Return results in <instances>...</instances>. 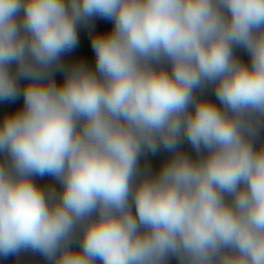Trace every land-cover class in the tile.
Listing matches in <instances>:
<instances>
[{"label": "clouds", "instance_id": "9594fccd", "mask_svg": "<svg viewBox=\"0 0 264 264\" xmlns=\"http://www.w3.org/2000/svg\"><path fill=\"white\" fill-rule=\"evenodd\" d=\"M96 17L95 66L65 64ZM21 96L0 122V258L264 264V0H0V101Z\"/></svg>", "mask_w": 264, "mask_h": 264}, {"label": "crops", "instance_id": "0c3cea01", "mask_svg": "<svg viewBox=\"0 0 264 264\" xmlns=\"http://www.w3.org/2000/svg\"><path fill=\"white\" fill-rule=\"evenodd\" d=\"M112 21L108 19H103L100 17H96L94 21H92L89 25H81L78 29V35H79V43L78 46L66 53L63 56V61L65 64H73L80 61H84L90 66H95V53L91 46V39L92 34L95 33H107L112 29ZM237 56L242 59L244 62H249L250 58L246 51L243 49H237L236 50ZM56 80L58 83L63 81V74L60 72L56 73ZM27 81L22 80L21 86H23ZM205 96L213 101L216 100L213 90L211 87H209L206 92ZM218 103V101H217ZM23 107V97L17 98L15 101H9L4 102L0 101V122L3 121L6 114H11ZM264 135V134H262ZM183 149L193 156L195 155L194 150L192 149L191 145L187 142L184 143ZM169 153L161 150L157 154L152 155L149 153L147 155L146 160L142 158L141 164L142 166L147 163L150 164L152 169L154 171L158 170L161 166L162 162L165 161L167 158H169ZM36 183L41 186H48V185H55L57 188H59V184L50 176H44V177H36L35 178ZM20 259L23 261V264H43V258L39 256L38 254H32L27 253L23 254ZM2 260V264H15V257H9L6 260ZM172 264H175V261H172Z\"/></svg>", "mask_w": 264, "mask_h": 264}]
</instances>
